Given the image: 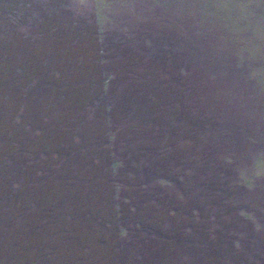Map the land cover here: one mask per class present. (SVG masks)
<instances>
[{
  "label": "rangeland",
  "instance_id": "obj_1",
  "mask_svg": "<svg viewBox=\"0 0 264 264\" xmlns=\"http://www.w3.org/2000/svg\"><path fill=\"white\" fill-rule=\"evenodd\" d=\"M158 247L264 264V0H0V264Z\"/></svg>",
  "mask_w": 264,
  "mask_h": 264
},
{
  "label": "trees",
  "instance_id": "obj_2",
  "mask_svg": "<svg viewBox=\"0 0 264 264\" xmlns=\"http://www.w3.org/2000/svg\"><path fill=\"white\" fill-rule=\"evenodd\" d=\"M158 246V245H157ZM174 250V249H173ZM163 252V250L160 248V247H158V251L156 252V253H159V254H157L156 256H152L151 258H149L148 260H149V262H153L154 261V263H157V264H160V259H166V257L167 256H165V252H166V250H165V252H164V256L163 255H161V253ZM161 256H163L162 258H160ZM154 258V259H153ZM167 259H168V257H167ZM190 264V263H189Z\"/></svg>",
  "mask_w": 264,
  "mask_h": 264
}]
</instances>
